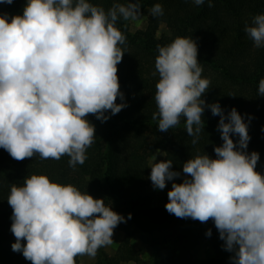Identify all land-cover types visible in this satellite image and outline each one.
I'll return each mask as SVG.
<instances>
[{
	"label": "clouds",
	"instance_id": "clouds-1",
	"mask_svg": "<svg viewBox=\"0 0 264 264\" xmlns=\"http://www.w3.org/2000/svg\"><path fill=\"white\" fill-rule=\"evenodd\" d=\"M193 2L201 6L205 0ZM213 6L208 0V7ZM149 14L162 16V5L154 4ZM121 18L140 20L138 0L113 3L107 11L89 0H26L22 15L0 13V148L11 158L59 161L68 156L72 169L85 163L96 138L89 114L103 123L110 118L105 113L116 115L127 107L117 103L124 100L117 66L127 52L126 36L117 27ZM244 31L254 47L264 48V14L255 15ZM156 47L152 75L159 77L154 96L158 111L152 119H158V131L167 132L184 117L195 145L207 107L220 117L217 131L223 141L214 148L215 159L197 154L183 164V182L172 183L165 209L177 218L211 220L223 249L232 253L231 264H264V175L256 171L259 153L247 152L249 124L236 108L225 114L218 102L202 99L211 81L202 78L192 37L178 36ZM258 95L264 97V78ZM152 160L154 189L164 190L166 182L181 176L172 170V160L155 162L156 155ZM7 202L15 237L11 249L31 264L95 258L101 247L113 243L114 229L126 222L103 199L43 174L13 183ZM211 235L209 229L206 236Z\"/></svg>",
	"mask_w": 264,
	"mask_h": 264
},
{
	"label": "trees",
	"instance_id": "trees-1",
	"mask_svg": "<svg viewBox=\"0 0 264 264\" xmlns=\"http://www.w3.org/2000/svg\"><path fill=\"white\" fill-rule=\"evenodd\" d=\"M107 11L113 3L126 4L128 0H89ZM135 2V0H132ZM141 14L145 9L160 3L164 14H149L145 30L131 33L127 21L120 19L117 27L126 36L127 52L118 67L120 91L127 107L110 116L106 122L89 114L95 126V141L87 150V160L75 169L69 167V157L59 161L41 160L39 156L16 161L0 148V264H31L22 253L13 252L15 237L11 233L12 209L7 202L13 183L21 184L26 176L43 174L53 182L71 183L94 199H103L107 206L122 215L126 222L120 223L114 234L124 233L116 254L109 256L97 252L96 264H140L142 259L132 240L139 235L152 249L148 264H231L232 253L223 249L224 242L214 223H201L191 218H177L169 214L165 205L155 204L148 191L151 168L149 159L157 150L164 153V160H172L173 171L179 178L166 184L182 183V166L197 154H207L215 159L214 148L221 146L217 131L220 117L213 116L205 108L203 126L197 144L187 135L184 117L167 132L158 131V119L152 115L158 109L155 103V71L157 44L163 46L176 37H192L198 45V61L202 64V78H208L210 88L202 96L206 104L218 102L225 114L233 107L245 117L251 137L247 152L260 155L256 171L264 175V97L258 95L260 79L264 78V48L254 47L244 31L257 14H264V0H208L201 6L193 0H138ZM26 0H14L11 5L0 4V13L22 15ZM167 27L168 35L158 37L160 26ZM123 47V46H122ZM252 117L249 122L248 117ZM234 142L238 136L231 137ZM168 193V192H167ZM131 214V219H128ZM211 229V237L206 232ZM203 244L208 245V258L196 262L193 252ZM80 264V256L76 258Z\"/></svg>",
	"mask_w": 264,
	"mask_h": 264
},
{
	"label": "rangeland",
	"instance_id": "rangeland-1",
	"mask_svg": "<svg viewBox=\"0 0 264 264\" xmlns=\"http://www.w3.org/2000/svg\"><path fill=\"white\" fill-rule=\"evenodd\" d=\"M148 17H149V9H145L143 11V13L141 14V18L140 20L137 21H127L129 24V29L131 31V33H135L137 31L140 30H145L148 24ZM122 19V18H121ZM158 37H164L168 35V30L167 27L162 24L159 28L158 31ZM160 155H157V151L154 152L152 154L156 155V161L155 162H160L164 160V153L162 151H160ZM152 156L149 159V165L151 167L152 163H154V161L152 160ZM171 185L172 184H166V188L164 190H159V189H154L152 183L150 184L148 191L154 196V202L155 204H162L164 201V198L167 194L168 191L171 190ZM113 239V243L109 246L106 247H102V250H104L105 253H107V255L109 256H114L121 244V242L124 239V233L122 232H118L115 233L112 237ZM122 239V240H121ZM121 240V241H120ZM120 241V243H119ZM132 243H134L133 245H136V249L138 251H140V257L142 259V262L140 264H148L151 258H148V255L150 254V257L152 256V249L151 247L148 245L147 242H144L141 237L139 235H136L134 237V239L132 240ZM210 255V249L208 247V245L203 244L201 247H199L198 249H196L193 252V256L196 262L202 261L206 258H208ZM147 259V260H145ZM97 257L95 258H90L88 256H80V264H96L97 263ZM130 264H135L133 262H128ZM122 264H126V263H122Z\"/></svg>",
	"mask_w": 264,
	"mask_h": 264
},
{
	"label": "crops",
	"instance_id": "crops-1",
	"mask_svg": "<svg viewBox=\"0 0 264 264\" xmlns=\"http://www.w3.org/2000/svg\"><path fill=\"white\" fill-rule=\"evenodd\" d=\"M121 240H122V239H121ZM121 240H120V241H121ZM120 241H119V243H120ZM133 244H134V243H133ZM134 246L136 247V245H134ZM136 248H137V247H136ZM148 258H151V257H150V254L148 255ZM145 260H147V259H145ZM126 264H130V263H126Z\"/></svg>",
	"mask_w": 264,
	"mask_h": 264
}]
</instances>
